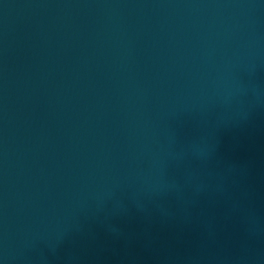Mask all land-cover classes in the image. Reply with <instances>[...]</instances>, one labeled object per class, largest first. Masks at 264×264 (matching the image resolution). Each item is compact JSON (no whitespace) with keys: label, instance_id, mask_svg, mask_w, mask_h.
<instances>
[{"label":"water","instance_id":"95a60500","mask_svg":"<svg viewBox=\"0 0 264 264\" xmlns=\"http://www.w3.org/2000/svg\"><path fill=\"white\" fill-rule=\"evenodd\" d=\"M0 264H264V0H0Z\"/></svg>","mask_w":264,"mask_h":264}]
</instances>
